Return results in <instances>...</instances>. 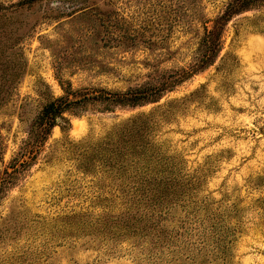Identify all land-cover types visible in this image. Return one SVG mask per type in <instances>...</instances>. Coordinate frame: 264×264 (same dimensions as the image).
<instances>
[{
    "label": "rangeland",
    "instance_id": "1",
    "mask_svg": "<svg viewBox=\"0 0 264 264\" xmlns=\"http://www.w3.org/2000/svg\"><path fill=\"white\" fill-rule=\"evenodd\" d=\"M21 1L0 0V173L23 160L45 105L66 93L90 100L63 114L69 126H55L0 192V264H264V7L233 17L214 65L158 102L105 111L111 104L91 98L169 83L193 63L231 0ZM158 108V118L173 114L158 122L155 145L201 182L194 202L168 216L170 241L152 247L128 221L149 211L125 216L119 181L83 171L73 144ZM200 220L234 229L228 249L189 230L175 236L179 222Z\"/></svg>",
    "mask_w": 264,
    "mask_h": 264
},
{
    "label": "trees",
    "instance_id": "2",
    "mask_svg": "<svg viewBox=\"0 0 264 264\" xmlns=\"http://www.w3.org/2000/svg\"><path fill=\"white\" fill-rule=\"evenodd\" d=\"M36 1L38 0H23L17 5L23 7ZM260 7H264V0H231L224 11L211 21V27L205 29L199 43L202 55L187 68L176 73L169 83L146 85L128 89L122 94L100 95L91 99L102 98L101 100L111 104L103 105L102 108L105 111H109L113 106L137 107L158 102L167 88H173L213 66L222 50V36L228 23L233 17ZM68 96L66 93V96L49 102L32 122L28 131L29 140L25 142L19 154L23 160L13 159L9 166L11 172L5 169L3 173H0V192L4 191L14 176H17L22 165L34 159L55 126H59L62 130L69 126V122L63 117L64 113L76 112L78 108L88 106L82 104L90 98L85 96L69 100ZM158 110L160 108L123 121L94 144L86 142L73 144V151L81 162L83 171L91 172V168H96L100 170L99 173L107 174L109 178L119 181L118 193L126 200L124 204L129 206L125 207L127 210L124 213L125 216H129L130 207L136 209V212L141 209L140 207H142V212L144 209L149 211L148 214L143 213L138 217L134 213L135 215L128 221H133L134 224L140 226L136 232L140 231L139 236L147 239L152 247L157 246L160 240L170 241L168 216L184 202L186 204L194 202L188 198H190L191 191L195 189L193 186L201 182L198 181L199 178L191 181L186 176H182L179 164L175 165L174 157L165 156L155 145L153 135L158 122L166 121L173 114L171 111L164 110L158 118ZM25 152L28 155H25ZM186 204L181 206L186 207ZM204 211L210 214L206 208ZM214 216L219 217L218 214ZM172 219L175 223L179 221ZM205 222L203 220L193 223L179 222L177 228L181 230V233L177 231L175 236L183 237L184 233L189 230L197 236L199 244H209L215 249H228L229 240L231 243L234 233L231 230L234 229L230 230V227L222 226L219 222L210 223L207 226ZM126 226L131 228L130 225Z\"/></svg>",
    "mask_w": 264,
    "mask_h": 264
}]
</instances>
